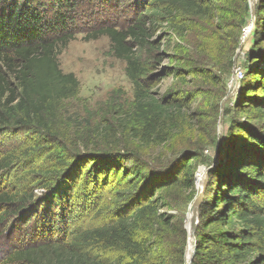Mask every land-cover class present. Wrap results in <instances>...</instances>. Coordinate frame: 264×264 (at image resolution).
I'll list each match as a JSON object with an SVG mask.
<instances>
[{"label":"rangeland","instance_id":"1","mask_svg":"<svg viewBox=\"0 0 264 264\" xmlns=\"http://www.w3.org/2000/svg\"><path fill=\"white\" fill-rule=\"evenodd\" d=\"M149 1L75 0L77 6L70 13L75 19L74 39L58 50L57 61L64 74H73L77 79V94L55 106L53 117L47 118V135L31 128L0 132V157L13 160L12 167L0 175V193L34 196L37 202L33 211L20 214H16L19 203L0 208V264H5V257L14 248L47 237L59 209L55 206L50 216L45 202L55 182L70 174L76 177L65 202H70L68 218L75 223L91 226L128 210V203L136 200L131 174L108 172L103 166L100 168L103 160L97 165L96 176L90 174L89 156L107 152L132 153L127 168L146 166L145 172L161 173L186 154L197 156L192 193L178 189L169 193L178 206L185 207L181 226L186 235V255L187 217L199 194V169L204 168L206 189L209 170L223 164L228 150L238 145V137L230 143L233 123L264 133V116L248 110V101L239 93L252 78L249 73L264 68V59L258 60L257 53L251 54L254 62L247 54L260 0L255 6L254 25L249 0H211L212 15L208 19L180 15L172 18L176 22L170 25L167 19L158 17L154 24L147 25V44L136 48L137 58L149 71L146 88L156 100L168 107L179 105L180 109L170 111L174 126L164 144L146 146L134 138L131 130L136 128L135 88L126 75V64L114 56L107 37L91 36L102 26L122 28L133 24L138 17L147 15ZM247 29L250 32L244 39ZM236 68L243 75L231 82ZM80 165L87 167L79 170ZM156 198L151 196V200ZM161 212L179 215L174 209L163 208ZM37 216L46 219L41 235Z\"/></svg>","mask_w":264,"mask_h":264},{"label":"trees","instance_id":"2","mask_svg":"<svg viewBox=\"0 0 264 264\" xmlns=\"http://www.w3.org/2000/svg\"><path fill=\"white\" fill-rule=\"evenodd\" d=\"M149 2L147 15L138 17L133 24L122 28L102 26L91 36L107 37L114 56L125 62L126 75L135 88L136 128L131 131L146 146L168 141L174 126L170 111L180 109L179 105L168 107L156 100L146 88L149 71L137 58L136 48L147 44V25L154 24L158 17L172 25L176 16L208 19L212 15L211 0ZM75 6V0H0V132L31 128L47 135V118L53 117L55 106L77 94V79L73 74H64L57 61L58 50L74 39L75 19L70 13ZM256 14L247 54L251 59V54L257 53L258 60L263 61L264 0L257 4ZM249 74L252 78L239 93L248 101V110L264 116V68ZM231 136L230 143L238 137V145L228 150L223 164L208 172L209 183L198 208L196 249L191 264H264V154H260L264 153V133L233 123ZM133 156L107 152L93 154L87 161L93 177L100 160V168L103 166L108 172L131 174L136 200L128 203V210L91 226L75 223L68 218L70 202H65L76 177L70 174L55 182L45 202L50 216L58 206L57 218L54 216L57 225L53 223L41 241L14 248L5 257V264H185L186 235L181 226L185 207L178 206L169 193L175 189L192 193L198 158L186 154L161 173L145 172L146 166L128 169L127 161ZM12 164L9 157H0V175ZM86 167L80 165L79 170ZM151 196L157 198L151 200ZM34 201V196L0 193V208L20 204L16 214L33 211L37 203ZM163 208L174 209L179 215L160 213ZM36 218L41 222V235L46 219ZM105 255H110L109 259Z\"/></svg>","mask_w":264,"mask_h":264},{"label":"water","instance_id":"3","mask_svg":"<svg viewBox=\"0 0 264 264\" xmlns=\"http://www.w3.org/2000/svg\"><path fill=\"white\" fill-rule=\"evenodd\" d=\"M257 0H249V7L251 10V14H252V25H254V11H255V6H256ZM237 87V84H236ZM220 150L219 148L217 149V153H219ZM204 189H205V183L203 185V187L201 188L199 194L197 195V197L194 199V201L192 202V204L189 207V215L191 216V218L188 219L187 217V226H186V230H187V234H188V246L190 241L192 240L193 246H192V250L191 253L187 256V251H186V255H185V264H191L192 259L194 257L195 254V249H196V239H195V233L199 224V218H198V208L203 200L204 197ZM187 246V248H188Z\"/></svg>","mask_w":264,"mask_h":264},{"label":"bare ground","instance_id":"4","mask_svg":"<svg viewBox=\"0 0 264 264\" xmlns=\"http://www.w3.org/2000/svg\"><path fill=\"white\" fill-rule=\"evenodd\" d=\"M249 32H250V29H247L244 39L247 37V35H249ZM196 181H197V185H198V188H199L198 192H200L201 188L203 187V185L205 183V171H204V168H200L199 169V171L197 173ZM189 218H191V216L188 214V219ZM192 246H193V243H192V240H191L190 243H189V246L187 248V256L191 253Z\"/></svg>","mask_w":264,"mask_h":264},{"label":"built area","instance_id":"5","mask_svg":"<svg viewBox=\"0 0 264 264\" xmlns=\"http://www.w3.org/2000/svg\"><path fill=\"white\" fill-rule=\"evenodd\" d=\"M242 75L243 74L241 72V69L240 68H236L234 70V74H233V78H232L231 82H235V80L237 81L238 79H241Z\"/></svg>","mask_w":264,"mask_h":264}]
</instances>
